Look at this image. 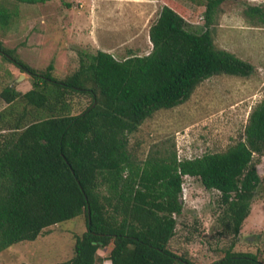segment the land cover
Masks as SVG:
<instances>
[{
  "label": "trees",
  "instance_id": "obj_1",
  "mask_svg": "<svg viewBox=\"0 0 264 264\" xmlns=\"http://www.w3.org/2000/svg\"><path fill=\"white\" fill-rule=\"evenodd\" d=\"M195 1L205 7L204 28L192 29L182 8L168 0L149 26L147 54L118 59L101 49L82 51L64 77L52 73V63L42 70L29 65L0 40V57L31 77L24 92L11 85L0 91L11 105L0 111V252L83 214L86 230L74 236L73 254L60 264H103L98 250L109 245L110 264H200L169 247L183 209L184 175L217 191L218 222L239 233L261 179L264 97L251 107L243 137L222 151L182 159L175 150L151 151L138 160L129 149L130 133L157 110L186 101L203 79L254 70L214 43L209 26L224 0ZM245 12L264 22L262 6ZM15 14L11 0H0V27ZM76 94L89 102L74 113ZM14 103L22 104L21 112ZM205 264L264 260L226 249Z\"/></svg>",
  "mask_w": 264,
  "mask_h": 264
},
{
  "label": "rangeland",
  "instance_id": "obj_2",
  "mask_svg": "<svg viewBox=\"0 0 264 264\" xmlns=\"http://www.w3.org/2000/svg\"><path fill=\"white\" fill-rule=\"evenodd\" d=\"M134 1L141 3L116 1L111 13L104 18L98 12L100 0L38 3L11 0L16 14L8 27H0V40L39 70L52 63V73L56 77H64L78 66L80 52L92 53L102 45L113 48L110 53L118 59L131 53L144 55L152 47L148 25L168 0ZM172 1L182 8L192 29L204 28V5L195 0ZM145 3L152 4L148 12ZM133 5L137 7L128 10ZM248 6L264 9V0H224L209 28L215 45L250 62L254 66L253 72L244 77L209 76L198 83L186 101L172 108L159 109L145 119L128 136L129 149L138 160L151 151L166 155L172 150L176 151L177 158H192L222 151L243 137L251 107L264 97V22L246 14ZM123 15L126 18L143 17L134 34L129 29L122 31ZM107 16L114 26L110 33L101 29L109 20ZM8 85L24 92L31 87V77L0 57V91ZM72 100L74 113L89 102L87 97L79 94ZM12 105L16 112H21L22 104ZM8 106L11 105L0 98V111ZM257 170L261 179L249 214L236 236L229 234L217 220L220 210L217 191L205 188L197 177H185L184 194H181L183 209L176 216L175 233L169 247L200 264L218 259L226 249L252 252L264 260V152ZM85 230L83 214L61 221L47 227L36 239L18 242L1 251L0 264H60L72 256L74 236ZM110 248L109 245L98 250V255L104 258L103 264H110L107 258Z\"/></svg>",
  "mask_w": 264,
  "mask_h": 264
},
{
  "label": "crops",
  "instance_id": "obj_3",
  "mask_svg": "<svg viewBox=\"0 0 264 264\" xmlns=\"http://www.w3.org/2000/svg\"><path fill=\"white\" fill-rule=\"evenodd\" d=\"M100 1H101V5H100V8H99L98 12H99L100 16L103 15V17L105 18L106 14L111 13V10L113 8L114 3L116 1L118 2L119 0H100ZM122 1H123V3L129 2L130 4L131 3H133V4L134 3H141V2H135L134 0H122ZM150 1L153 2V1H159V0H150ZM136 5L129 6L128 10L129 9L134 10V8L137 7ZM145 5H146V11L148 12L150 10V8H151L150 6H152V4L145 3ZM138 9H139V7H138ZM141 9H142V7H141ZM145 14H144V17H145ZM108 17H110V16H107V19H109V20H106V22H104V24H102V28L101 29L106 31L107 33L108 32L110 33V31H112L114 29V26L112 25V23H110V19L111 18H108ZM123 17H125V20L123 19V26H122L123 29H122V31H124L126 29L127 30L129 29V30H131L132 34H134L140 28V26L142 24V21H143V17L140 18V17L135 16V15H133L132 17H128V18H126V16L123 15ZM121 23H122V21H121ZM149 26L150 25H148V29H149ZM107 47H109V46L102 45V47H100L98 49L105 50L107 52H110L111 49H113L111 47L110 48H107Z\"/></svg>",
  "mask_w": 264,
  "mask_h": 264
},
{
  "label": "built area",
  "instance_id": "obj_4",
  "mask_svg": "<svg viewBox=\"0 0 264 264\" xmlns=\"http://www.w3.org/2000/svg\"><path fill=\"white\" fill-rule=\"evenodd\" d=\"M178 159H181V158H178ZM188 175H184L183 176V179L185 178V177H187ZM182 193L184 194V181L182 182ZM181 193V194H182Z\"/></svg>",
  "mask_w": 264,
  "mask_h": 264
}]
</instances>
